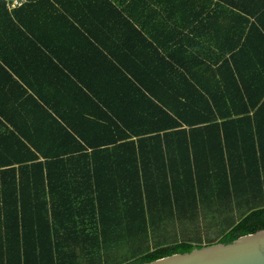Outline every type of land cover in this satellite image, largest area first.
<instances>
[{"label":"trees","instance_id":"16d2710c","mask_svg":"<svg viewBox=\"0 0 264 264\" xmlns=\"http://www.w3.org/2000/svg\"><path fill=\"white\" fill-rule=\"evenodd\" d=\"M229 5L217 92L124 77L73 111L14 77L40 52L0 0V264H141L264 229V0Z\"/></svg>","mask_w":264,"mask_h":264},{"label":"crops","instance_id":"0c3cea01","mask_svg":"<svg viewBox=\"0 0 264 264\" xmlns=\"http://www.w3.org/2000/svg\"><path fill=\"white\" fill-rule=\"evenodd\" d=\"M227 1L23 0L18 18L40 55L17 58L13 75L30 95L67 96L73 111L86 106L79 96L111 97L124 77L163 94L185 73L217 92L235 40Z\"/></svg>","mask_w":264,"mask_h":264},{"label":"water","instance_id":"95a60500","mask_svg":"<svg viewBox=\"0 0 264 264\" xmlns=\"http://www.w3.org/2000/svg\"><path fill=\"white\" fill-rule=\"evenodd\" d=\"M141 264H264V229L240 235L230 243L203 244Z\"/></svg>","mask_w":264,"mask_h":264},{"label":"built area","instance_id":"2783aa9c","mask_svg":"<svg viewBox=\"0 0 264 264\" xmlns=\"http://www.w3.org/2000/svg\"><path fill=\"white\" fill-rule=\"evenodd\" d=\"M7 8H13L19 6L23 0H3Z\"/></svg>","mask_w":264,"mask_h":264}]
</instances>
